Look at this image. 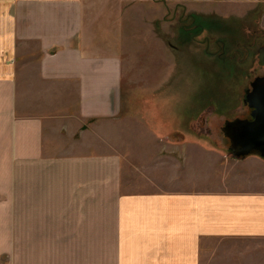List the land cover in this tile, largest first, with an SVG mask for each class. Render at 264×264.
I'll return each mask as SVG.
<instances>
[{
  "label": "rangeland",
  "instance_id": "rangeland-1",
  "mask_svg": "<svg viewBox=\"0 0 264 264\" xmlns=\"http://www.w3.org/2000/svg\"><path fill=\"white\" fill-rule=\"evenodd\" d=\"M3 5L7 14L12 4ZM15 8L23 40L32 25L28 13L44 12L50 27L34 34L58 42L49 55H100V80L44 83L31 68L20 95L29 87L43 98L20 99L14 115L10 100L0 98V264H127L136 234L152 232L131 227L133 235L120 237L130 198L264 189V155L241 150L242 134L264 114V64L257 60L264 0ZM26 46L17 57L21 70L39 53ZM25 113L44 119L40 136L38 126L14 122ZM212 201L191 216L197 235L216 229L221 202ZM135 203L129 215L147 225L154 204ZM197 264H264V235L199 238Z\"/></svg>",
  "mask_w": 264,
  "mask_h": 264
},
{
  "label": "crops",
  "instance_id": "crops-1",
  "mask_svg": "<svg viewBox=\"0 0 264 264\" xmlns=\"http://www.w3.org/2000/svg\"><path fill=\"white\" fill-rule=\"evenodd\" d=\"M6 2L12 4L11 10L7 14L3 10V3ZM21 2L68 3L80 2V0H0V4H2L0 10V98L10 100L12 115L16 113V108L21 105L20 99L44 97V95H34L29 87H24L20 95V82L21 80H29L30 82L31 68L34 69L38 80L44 83L55 81L68 84L69 81L78 82L82 80L84 82V78L91 82L100 80L98 79L100 75V55L84 57L80 53H75L77 57L73 58L69 57L68 53H61L56 56L49 55L48 51L52 47L51 43L56 45L58 42L48 41L43 34H34V28L50 27L49 17L44 12H39L38 15L40 16H33L31 12L28 13L32 25L28 28L30 33L23 40L20 27L21 13L15 10V4ZM7 16H9L11 22L9 20L5 22ZM43 18L46 20L44 23L42 22ZM67 42L71 43L68 39ZM28 44L31 46L35 44L36 51L39 53L34 61L24 64L23 67L25 68L21 70L24 62H21L17 57L20 55L22 48L27 50L26 45ZM108 63L110 66L111 61L109 60ZM84 94L88 97L86 93ZM77 118L81 120L78 115ZM13 120L14 122L30 123L38 126L37 133L38 136L41 135L42 123L44 122L41 115L25 113L18 115ZM210 200L221 202V204L219 203L222 211L220 220L218 219L216 223L211 224L212 226L215 225L216 229L203 230L197 235V223L192 222L191 216L196 213L197 206L205 205V202H210ZM137 201L154 204L151 208L153 212L149 214L152 218L147 225L144 224L147 219H140L139 216V218H131V215H129L130 211L134 210L131 205L136 204ZM213 201L211 203H214ZM126 203L130 204L122 206V218L119 220L122 240L127 235H133L134 230L128 228L150 227L152 229V232L141 229L140 233L136 234L139 237V242L136 238L128 247L130 251L128 250V254L126 253L127 264H138L142 258H144V264H197L199 238L264 235V189L225 192L217 195L213 193L199 194L197 192L174 191L168 194L148 195L139 199L130 198ZM204 205L202 207H205ZM186 213H188L187 219ZM166 236L168 237L167 242H171L173 246V249L169 248L170 252H173L169 256L165 255ZM193 237H195L194 240ZM126 247L123 249L125 250ZM124 250L122 253L127 252ZM133 250H135V253Z\"/></svg>",
  "mask_w": 264,
  "mask_h": 264
},
{
  "label": "water",
  "instance_id": "water-1",
  "mask_svg": "<svg viewBox=\"0 0 264 264\" xmlns=\"http://www.w3.org/2000/svg\"><path fill=\"white\" fill-rule=\"evenodd\" d=\"M262 52L260 64H264V47L259 50ZM256 128L248 133L242 134L243 148L242 152L249 151L251 149L259 150L264 155V114L261 116ZM241 152V151H240Z\"/></svg>",
  "mask_w": 264,
  "mask_h": 264
},
{
  "label": "flooded vegetation",
  "instance_id": "flooded-vegetation-1",
  "mask_svg": "<svg viewBox=\"0 0 264 264\" xmlns=\"http://www.w3.org/2000/svg\"><path fill=\"white\" fill-rule=\"evenodd\" d=\"M261 55H262V52H258V55H257V60H258V62L261 60Z\"/></svg>",
  "mask_w": 264,
  "mask_h": 264
}]
</instances>
